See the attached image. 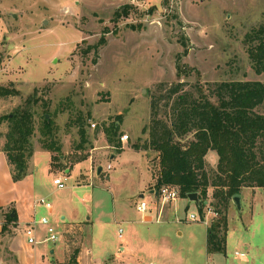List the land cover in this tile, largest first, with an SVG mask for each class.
Returning <instances> with one entry per match:
<instances>
[{
  "label": "rangeland",
  "instance_id": "obj_1",
  "mask_svg": "<svg viewBox=\"0 0 264 264\" xmlns=\"http://www.w3.org/2000/svg\"><path fill=\"white\" fill-rule=\"evenodd\" d=\"M263 23L264 0H0V87L18 91L0 97V146L5 147L10 126L5 117L30 105L38 166L47 165L51 153L55 168L90 161L93 172L86 183H77V170L70 177L57 172L52 174L51 194L45 196L52 206H64L72 220L73 213L91 218L85 230L87 246L112 250L120 245V229L132 240L137 229L134 247L139 257L133 263L205 264L208 226L189 219L191 214L200 216L197 203L178 198L166 205L162 222L156 221L154 210L143 214L152 218L150 222L142 220L134 205L140 194L150 206L157 197L152 199L149 192L153 189L157 195L160 153L143 148L149 141L150 103L159 87L178 82L193 93L200 83L264 82V72H256L244 42L245 35ZM102 37L107 43L96 49ZM161 104L164 107V99ZM44 115L54 121L53 136L40 133ZM79 119L86 143L81 142ZM113 124L118 128L114 146L105 135ZM124 134L128 139L122 141ZM53 142L60 150H48ZM95 146L103 147L93 152ZM111 153L116 157L110 159ZM207 159L212 178L217 163L211 154ZM99 166L104 168L102 175H97ZM66 177L64 189L53 186L56 178ZM14 181L0 159V202L10 204L19 194ZM214 192L211 187L205 205L215 201ZM6 214L0 213V264H43V256L53 258L51 244H39L46 236L43 228L36 231L37 243L32 244L24 227L16 230ZM227 214V264H264V188H244L241 208L232 200ZM46 216L71 243L63 262L54 264H75L83 232L62 231ZM15 232L16 254L10 249ZM245 246L247 258L237 257L236 252L247 253Z\"/></svg>",
  "mask_w": 264,
  "mask_h": 264
},
{
  "label": "trees",
  "instance_id": "obj_2",
  "mask_svg": "<svg viewBox=\"0 0 264 264\" xmlns=\"http://www.w3.org/2000/svg\"><path fill=\"white\" fill-rule=\"evenodd\" d=\"M247 52L257 73L264 72V23L252 28L244 39ZM102 37L95 48L105 45ZM179 67L178 75L182 77ZM18 95L10 87H0V97ZM165 100L164 107L162 101ZM151 121L149 141L143 148L160 153L161 170L157 190L164 184L179 189L180 197L188 199L190 193H198L199 213L204 214L210 188H215V201L211 206L218 212L209 226L208 249L211 253L225 250L228 232L227 209L233 197L244 188H264V82L251 80H226L200 83L196 93L185 88L184 82L159 87L150 103ZM164 109V116L161 110ZM5 151L15 181L26 175L28 164L35 152L31 140L35 132L31 106H20L12 115ZM82 143L88 142L82 119H79ZM117 127H107L105 135L114 146ZM43 137L54 135V121L44 115L40 127ZM192 139L183 144V139ZM43 140H45L43 138ZM46 142V141H45ZM54 142L47 144L49 151ZM120 147V145H116ZM141 148H137L139 150ZM218 155L216 171L211 178L207 155ZM223 206V207H222ZM222 207L223 209H221ZM8 221L17 219L7 215ZM5 228V227H4Z\"/></svg>",
  "mask_w": 264,
  "mask_h": 264
},
{
  "label": "crops",
  "instance_id": "obj_3",
  "mask_svg": "<svg viewBox=\"0 0 264 264\" xmlns=\"http://www.w3.org/2000/svg\"><path fill=\"white\" fill-rule=\"evenodd\" d=\"M102 147L103 146L101 147L95 146L92 150L93 152L98 151V150H101ZM37 151H39V149H35L33 157L31 158L28 164L26 175L22 179L13 182L14 188H16L14 192H19V194L17 196H14L13 199H11L10 204H6L4 200L0 202V213L2 212L4 213L5 211L7 212L6 216L8 214H11L12 216L16 215L17 219L15 221H12V223L15 224L16 226V230L18 227H21V226H23L25 229L26 226L29 223H31L34 219H37L41 216H46L47 214L52 217L54 222H58L57 224H59V227H61L62 231H66L67 233L83 232V239H82L80 248L75 252L73 256L75 264H135L133 263V259L139 257L137 253L135 252L136 249L134 247L137 244V240H136L137 234H138V232L136 231L137 229H135L131 235L132 237H135V240L126 239L124 235L123 237H120L118 235L119 238L121 239L120 245L112 250H109L108 246H105L102 249H100L98 245H88L87 246L85 230H86V226H88L89 223H93L90 217L86 219H82L81 216L78 217L75 213H73L74 218L72 220L69 214L66 212V208L64 206L60 208H56V206L53 205L50 209H48L44 206L36 204L37 199L41 197H45V196L46 197L50 196L51 192L49 188L50 186H52L51 185L52 174L55 175L57 172L66 173L68 177H70L72 173H74L77 170L78 173L76 172L75 180L77 181L78 184H81V183H86L87 180L89 179L90 174H92L93 172L92 168L89 166L90 161L88 160H84L81 162L78 161L77 163L73 165L71 164L70 166L66 168H63V167L55 168L53 165V153L51 152H50L51 156L49 159V163L45 165L43 168H41L40 166H38L39 161L35 159ZM214 152L213 151L209 152L207 155V158L211 154V157H213L214 161L217 163L218 155H216L217 153L215 154ZM116 154L117 153H111L110 159L115 158ZM0 159H3L5 161V166L7 167L9 171V177H13L12 168L7 158V153L5 151V148L2 145L0 146ZM64 164H67V162H64ZM80 166L81 167L83 166V168L80 169ZM102 174H104V168L100 175ZM84 175L87 177H84ZM55 177H60V176L56 175L54 176V178ZM151 179H152V176H151ZM63 180H65V183L67 186L68 178L67 177L63 178ZM52 183H53V186H56L54 184V181ZM56 188L59 189L57 186ZM149 193L153 195V197L151 198L154 199L155 197L154 190L153 189L150 190ZM143 197L144 196L140 194L138 199H141ZM182 199H186V198H182ZM137 201H135L134 205H136ZM206 203H208V201H206ZM168 211L169 210H167V212ZM140 214L142 215V218H143L144 215L142 213ZM229 214H227L228 215L227 216L228 232L226 236L225 250L223 252L211 253L209 251L208 249V238H209L208 229L210 225L205 223L208 226L207 234L205 238V250H206V257L204 261L205 264H217L219 262H224V264H227L228 243L231 238L229 236L230 235L229 234V231H230ZM144 217L145 219H142V220H145L146 222H150L152 220V218L148 215ZM164 217L165 215L163 216V218ZM202 217H204V214L202 215ZM209 219H211L213 223L216 218L209 216ZM40 227L44 229V233L46 234V236L44 239H42L39 242V244L44 245L45 243H50L51 245L48 251H49V255L53 257L51 260L49 259L45 260V256H43L42 258V260L44 261L43 264H54L57 261H62L65 258V256L69 253L71 243H69V241H67V239H65L64 236L62 237L61 241L56 244L45 241L47 237L46 228L43 225H38L36 231H38ZM180 234L183 235L184 232H180ZM16 235H17V232H15L10 242V249L14 253L15 251H14V246H13V240ZM84 245L87 247L85 248ZM245 249L247 251V253L245 252L246 254L245 256H240V255H237L236 253L235 255L242 259L247 258L249 247L245 246ZM176 264H179V263H176ZM242 264H246L245 261H243Z\"/></svg>",
  "mask_w": 264,
  "mask_h": 264
},
{
  "label": "built area",
  "instance_id": "obj_4",
  "mask_svg": "<svg viewBox=\"0 0 264 264\" xmlns=\"http://www.w3.org/2000/svg\"><path fill=\"white\" fill-rule=\"evenodd\" d=\"M92 126L95 127L96 124H92ZM121 139H122V141L127 140L128 135L124 134L121 137ZM111 168H112L111 165L108 164L107 170H111ZM54 184L59 189H63L66 187L65 180H63L62 178H56L54 180ZM155 196H157L156 200H154V201L152 200L150 202L152 207L146 202V200H144V197H143L137 201L136 209L142 214H146V213L152 212L154 210L156 213V217H157L156 221L162 222L166 205L169 203H173L178 198H180V192L176 186L171 185V184H164L158 189L157 195H155ZM36 204L44 206L48 209H50L52 207L50 200L45 198V197H41V198L37 199ZM209 216L216 218L218 216V212L214 209L213 206H211L210 204H206L204 207V217H201V216H198L195 214H191L189 219L191 221L202 220L204 223L211 225L212 220L209 219ZM38 225H43L46 228L47 237H46L45 241L52 242L55 244L59 243L61 241V239L64 235L63 232H60L58 227H56L57 225L55 226L52 223L50 217L41 216L37 219H34L25 228V233L28 236L30 243H32V244L37 243L35 234H36V229H37ZM119 236L123 237V230L122 229L119 230ZM236 254L240 255V256L246 255L245 252H236Z\"/></svg>",
  "mask_w": 264,
  "mask_h": 264
},
{
  "label": "water",
  "instance_id": "obj_5",
  "mask_svg": "<svg viewBox=\"0 0 264 264\" xmlns=\"http://www.w3.org/2000/svg\"><path fill=\"white\" fill-rule=\"evenodd\" d=\"M102 170H103V166H99L98 170H97L98 175L101 174ZM188 199L190 201H192V202H195V203H199V201H200L199 194L196 193V192L195 193H190L188 195ZM233 201H234V203L236 204V206L238 208H241V195L240 194L235 195L233 197Z\"/></svg>",
  "mask_w": 264,
  "mask_h": 264
}]
</instances>
